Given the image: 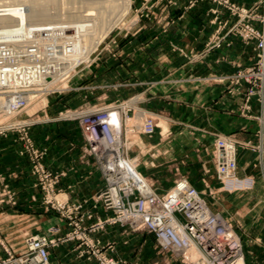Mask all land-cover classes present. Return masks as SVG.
I'll list each match as a JSON object with an SVG mask.
<instances>
[{
    "label": "rangeland",
    "instance_id": "rangeland-1",
    "mask_svg": "<svg viewBox=\"0 0 264 264\" xmlns=\"http://www.w3.org/2000/svg\"><path fill=\"white\" fill-rule=\"evenodd\" d=\"M39 1L41 2L38 7L42 12L38 15L34 24L31 22L27 25V31L30 32V39H32L30 41L37 42L39 45L41 43V61H61L62 63H58V66H60L58 68L63 71L59 70L60 73L55 77H53V73L50 72L48 75H51V80L54 81V84L49 86V88H47L48 90L43 89V91L35 97L26 101L24 105L13 108L11 111L9 109L10 112H8V108L3 110V108L7 107V104H1L0 119L12 117L26 121H33V123L25 128L26 136L31 139L36 148L43 152L40 162L43 168L50 172L47 180L43 178V176H40L39 172L33 171L35 163L30 159V156L23 151V138L21 137L24 134L23 132H4L0 135L12 133L21 142L19 153L26 155L29 160L30 173L34 179L33 185L40 193V200L44 210L47 212H54L69 228L62 235H56L59 227L54 225L49 226L46 233L43 234L25 233L22 240H19L20 242L16 245L18 248L15 250L11 246L5 244L0 234V250L4 252L3 255L0 254V259H6L10 253L12 255H20L26 252L28 248V238L30 236L38 234L59 238L74 231L75 226L72 223H69L67 217L61 215L55 208L46 206V186H49L48 181L50 180L53 188V196L56 195L69 204L79 205V208L73 212V215L81 218L79 221V227L81 230L83 229L84 236H82V238L78 237L74 231L70 239L57 240L55 244L49 245L47 247L48 259L50 247L57 246L64 241H76V245L79 248V254L88 258H94L96 264H106L108 258L119 260L122 264H137L136 261L128 260L123 257H114L109 254L108 250L113 249L111 247L112 244L110 242L101 243L98 239L93 238L92 236L93 232L108 224H120L129 228L131 231H143L148 234L147 254L148 261H151V264H192L187 259L190 257L188 255L190 250H175V248L161 243L156 234L149 229H133L127 224L120 222L109 223L108 221H105L109 217L114 216L112 208H106L101 198L98 197L99 193L107 187V182L99 170L94 156L88 150V141L86 139V134L82 129L81 122L83 120L80 117H71L69 113L73 111H84L92 112V114L97 113L99 115L102 113L98 110L104 109L106 106L123 103L122 106H124V112H120L121 114L119 115L121 116V121L119 122V137L122 145V153L124 155L126 154L136 170L144 176L145 180L158 194H166L174 185L175 181L183 177L199 191L200 196L204 199L209 208L208 199L214 201V207H216L217 210L210 209L222 217L237 233L242 247L244 264H246L243 241L240 237V233L238 232L237 227L233 224L234 221L229 217L224 216V214L219 211L221 207V201L219 198L220 195L224 193L233 194L238 190L251 188L253 180L252 178L239 177L236 172L234 177L231 178H223L219 176L216 171L215 159V142L218 136L234 139L236 155L238 141L230 134H216L214 137L211 150V160L213 175L217 183V186L215 187L203 180V188H197L188 177L179 174L178 171L180 170L178 168L177 160L173 159V156H168V159L165 160V162H159L157 157L161 158V156L157 155L156 142L154 141L153 145L149 146L146 144V137H153L157 132V127L160 126L159 123L161 124L163 120L162 117H160L161 112L156 109H148L142 105V101L145 99L142 95V90H134L135 86L136 89H139V86L129 84L130 82L128 78L131 75L136 79L132 80V82L138 81V83L144 82L148 85H155L158 82V79L162 78V75L156 78L157 73L169 71L168 69L170 68V71H172L177 62L169 63L163 67H158L160 66V63L154 65L147 64L144 66L137 63L141 61L135 62L130 60L129 57L134 54L133 57L137 56L143 58L144 56L147 58L154 57L155 59L159 55L161 56V59L158 62H162V59L167 61V58H176L175 56L181 53L187 60L196 61L212 50L219 48L222 44H229V36L237 37L245 43H251L253 56L249 64L245 66L234 64L236 69L233 72L222 75L213 74L211 79L215 82H226L229 91H240V113L253 118L260 125H264V102L261 103V101H264V96L259 95L264 94V62H256L258 61V53L261 52V48L256 45L258 39L246 40L242 38L239 31H233L231 29L234 26L241 25V23H248L259 31L264 32V0H256L254 4L249 7L237 4L232 0H209L212 6L208 8V11L213 15L210 21L215 24V27L207 37L203 47L196 51H186L183 49V47L178 44L179 41H181L180 38L177 36L174 37L173 33H164L165 36H161L162 38L159 39V47L153 43L154 45L149 44L144 47L143 50H139L141 45L140 42L147 43L148 40L154 39L155 37L158 38L157 29L153 28L148 32L143 33L140 27L142 25L155 27L161 23V27L165 28L163 26L171 24L176 18L175 15L172 16L167 13L163 20L160 18L161 15L157 16V14H155V10H157L156 8L158 7L159 10L163 9L164 11L169 9V7L176 9L179 6V0ZM204 1L205 0H186L185 4L181 6V9L182 11L187 10ZM223 10L227 12L228 17H220V13ZM90 11H92V14H89ZM262 35H264V33H262ZM95 40L97 43H95ZM131 40L133 42L132 46L130 45L132 44ZM21 56H25V59H20L22 62L27 61L28 55ZM77 58L81 59L77 63L71 64L74 59ZM257 67L258 69H262L260 70L261 74L255 73ZM56 83L58 85H56ZM38 86H41V81L39 79L26 89ZM17 88L18 89L11 87L3 89L20 90V88L23 87ZM252 101H255L257 104V111L255 112L251 111ZM93 107L100 108L97 109L96 112L88 110ZM146 116L147 118H151L154 123L153 129L150 132L143 130L142 122ZM51 121H66L77 125L82 138L80 157L85 162L91 161L96 165L104 182L103 187L92 196V207L94 208L99 204L104 209L110 210V214L107 216L97 218L95 221L84 225L82 221L85 217H90L91 213L88 211L83 212L82 202L69 200L57 187L64 172L53 171L45 165L43 160L45 149L38 147L29 134V128L32 125L39 122ZM165 131L166 129L160 127L158 133L162 136L163 134H166ZM239 199L242 200V196ZM19 204L20 201L17 191L4 181V177L0 173V212L4 207H15V209H17L16 207H18ZM236 208L237 197L230 196L225 205V209L231 212L233 210L235 211ZM51 228H58V230L51 231Z\"/></svg>",
    "mask_w": 264,
    "mask_h": 264
},
{
    "label": "crops",
    "instance_id": "crops-1",
    "mask_svg": "<svg viewBox=\"0 0 264 264\" xmlns=\"http://www.w3.org/2000/svg\"><path fill=\"white\" fill-rule=\"evenodd\" d=\"M237 4L249 7L256 0H232ZM186 0L178 1V8H156L155 14L176 16L168 26L155 27L142 25V32L157 29L158 38L140 42L139 50L149 44L160 45L159 39L164 33H173L180 38V44L186 51L199 50L207 37L213 31L215 24L208 8L212 6L209 0L198 3L183 10L181 6ZM154 14V15H155ZM180 14V15H179ZM152 15V16H154ZM220 17L226 18V11H221ZM178 34V35H177ZM229 44H222L196 61L187 60L181 53L176 58L162 59L161 56L137 57L130 55V60L142 65L157 64L163 67L169 63L176 66L169 71L157 73L155 85L144 82L129 84L139 86L134 90L141 91L145 99L142 105L148 109L161 112L162 123L157 127L153 137H146L147 145L157 144L159 162H165L168 156L177 160L179 174L185 175L197 187L203 188L205 180L208 184L217 186L213 175L211 150L216 134H230L237 141V175L252 178L251 188L238 190L233 194H221L220 212L234 221L243 241L246 264H264V125L240 113V91H229L226 82H215L213 74L222 75L233 72L234 64L245 66L253 56L252 44L239 38L229 36ZM156 41V43H155ZM130 44L133 45L131 40ZM154 43V44H153ZM149 67V66H146ZM164 73V74H163ZM251 111H257L255 101L251 103ZM166 129V134L159 135V128ZM29 134L34 143L45 149L44 163L53 171H63L57 187L71 201L82 202V211L91 213L82 223L87 225L97 218L110 214V210L101 205L92 207V196L103 187V178L91 162H85L80 156L82 138L75 123L66 121L39 122L29 128ZM21 142L8 133L0 135V173L19 197L20 204L15 207H4L0 212V234L7 246L14 250L18 247L23 235L46 233L49 226H58L56 235H62L68 230L67 224L52 211H45L40 200V193L33 185L30 164L26 155L19 153ZM225 196V197H224ZM237 197V208L229 212L225 209L229 197ZM242 196V200L239 199ZM32 198V199H31ZM211 209L214 201L208 199ZM93 238L101 243L110 242L113 248L108 253L114 257H123L136 261L137 264H151L148 261V234L143 231H131L120 224H108L92 233ZM145 247V248H144ZM140 248V249H139ZM147 250V251H146ZM0 254L4 252L0 250ZM50 264H96L94 258L79 254L76 241H64L49 248Z\"/></svg>",
    "mask_w": 264,
    "mask_h": 264
},
{
    "label": "built area",
    "instance_id": "built-area-1",
    "mask_svg": "<svg viewBox=\"0 0 264 264\" xmlns=\"http://www.w3.org/2000/svg\"><path fill=\"white\" fill-rule=\"evenodd\" d=\"M231 29L239 31L242 38L246 40L257 38L258 43L256 45L261 48V52L258 53V61L256 62H264V51H262L264 50V35H262L264 32L248 23H241V25ZM33 48L29 47V49ZM16 63L17 60L13 58L9 62V64H14L15 68ZM42 70L45 71L46 68ZM260 70L262 69L257 67L255 73L261 74ZM24 76H26L25 73ZM12 79H14L13 76L5 79L0 75V86L6 81L11 82ZM25 93L23 91V94H13V98H9L12 101L10 108L24 105L27 100ZM259 95L264 96V94ZM7 96H9L8 93H6ZM122 104L106 106L104 118L94 114L82 113L84 111L69 113L71 117H80L83 120L81 122L82 129L86 134L88 150L93 156V151L99 148L98 132L100 130H102L105 140L114 145L115 149L107 166L109 170L106 171L102 168L94 156L97 166L107 182V187L99 193L98 197L101 198L106 208H112L114 212V216L105 221L109 223L120 222L133 229H149L156 234L161 243L175 248V250L185 251L193 245L199 251L201 262L204 264H244L242 247L237 233L222 217L207 206L199 191L186 178L177 179L166 194L160 195L136 170L126 154L122 153L119 137L121 116L118 118V116L113 115L114 111L124 112ZM99 108L93 107L88 110L96 111ZM119 112L117 115H120ZM115 117L117 120L114 119ZM31 123L33 121L12 117L1 118L0 134L12 131L23 132L24 134L21 136L23 138V151L34 161L33 171L39 172L40 176L47 180L50 172L45 170L40 162L43 152L36 148L31 139L26 136L25 128ZM99 125L102 128H99ZM142 126L144 131L150 132L154 123L151 118L146 116ZM107 127L112 128L108 131ZM215 146L217 174L223 178L234 177L237 169L234 139L218 136ZM48 183L49 186H46V206L55 208L61 215L67 217L69 223L75 226L74 231L77 236L82 238L84 232L79 227L81 218L73 215L79 205L69 204L56 195L53 196L52 183L50 180ZM57 230L58 228H51V231ZM73 232L59 238L38 234L30 236L26 252L20 255L10 253L6 259H0V264H49L47 247L55 244L57 240L70 239ZM187 259L190 263L195 264L190 257ZM106 264H122V262L108 258Z\"/></svg>",
    "mask_w": 264,
    "mask_h": 264
},
{
    "label": "bare ground",
    "instance_id": "bare-ground-1",
    "mask_svg": "<svg viewBox=\"0 0 264 264\" xmlns=\"http://www.w3.org/2000/svg\"><path fill=\"white\" fill-rule=\"evenodd\" d=\"M40 2L41 1L39 0H0V75L5 79L12 78V76L14 78L11 80V82L6 81L5 84L0 86V90H1L0 106L1 104L6 103L7 107L3 108V110L8 108L7 109L8 112H10L11 109H13L10 108L12 101L11 99H9L10 97L13 98L12 96L13 94H23V91H25L26 92L25 96L27 97L26 101H29L37 94H39L41 91H43V89H47L49 88V86H52V84H54V81L51 80V75H48L50 74V72H52L53 73L52 76L55 77L57 74L60 73L59 70L63 71L62 69L58 68L60 67L58 66V63H60L61 61L58 62H55L54 60H45L44 62L43 60L41 61L40 60L41 43L39 45V43L37 44V42L30 41L32 39H30L31 38L30 32L27 31L28 30L27 25L30 24L31 22L32 24H34L35 20H37L38 15L41 14L42 11L38 7ZM89 14H92V11H90ZM95 43H97L96 40ZM29 47H34V48L29 49ZM19 52H23L25 54ZM21 55H28L27 61L22 62L20 59L21 58L25 59V56L22 57ZM12 58L14 60H17L16 68L14 64H9ZM80 59L81 58L74 59V61L71 64L77 63ZM44 64H46V66H44ZM43 68H46V70L45 71L42 70ZM24 73L26 76H24ZM37 79L41 81V86L33 87V88L31 87L26 89L27 87L31 86L33 82L37 81ZM11 83L12 85H10ZM56 85L58 84L56 83ZM7 87L9 88L12 87L16 89H18L17 87H23V88H20V90L3 89ZM6 93H8L9 96L6 97ZM7 98L9 99V101ZM104 110L105 109L98 110L102 114L98 115L95 113L94 115L100 116V118H104V114H105ZM120 112L119 114H121ZM82 113L92 114V112H82ZM113 115L117 116V111H114ZM114 119H116V117ZM98 127L102 128L100 125ZM111 128L112 127L109 128L107 127L108 131ZM98 133L100 138V142L98 143L99 148L93 151V154L96 160L102 166V168H104L107 171L109 170L107 168L108 163L111 160V155L114 152L115 148L113 143H110L107 140H105L102 130H100V132ZM188 250H190L188 255L194 261L195 264H204L201 262L199 251L195 246L193 245L190 246Z\"/></svg>",
    "mask_w": 264,
    "mask_h": 264
}]
</instances>
